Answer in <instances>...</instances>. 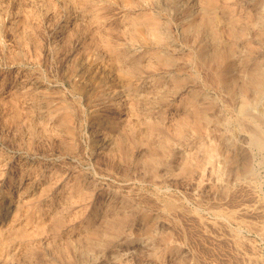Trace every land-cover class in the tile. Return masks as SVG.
Segmentation results:
<instances>
[{"label": "rangeland", "instance_id": "rangeland-1", "mask_svg": "<svg viewBox=\"0 0 264 264\" xmlns=\"http://www.w3.org/2000/svg\"><path fill=\"white\" fill-rule=\"evenodd\" d=\"M186 1L187 0H178V3L176 0H0V3L4 4H0V235H2L0 236V261H2L0 264H49L50 262H52L50 264H54L55 262H57V264H77L78 262L79 264H179L180 262L182 264H195L196 262V264H264V234L258 230H253L251 232V230L246 227V224L240 226L238 234H235L231 229V227L236 226V221L234 219L227 221L225 218L215 215L216 211L228 212L238 209L234 211V216H237L235 219L239 220L244 218L246 222L253 220L258 226L264 222V204L261 205V203H264V155L262 157V154L251 147L248 143L249 141L246 133L244 131L240 132L239 129H235V126L231 122L233 128L231 127L232 129H230L229 135L232 136L236 143L228 146L225 145L220 148L214 162H210L205 158L203 149L198 145L197 140L202 137L206 142L220 140L221 136L226 133V127L229 123L227 122L229 121L228 117L232 115L231 111L236 106L238 100L236 97L230 95L226 85L217 87L213 83L212 78L217 72V67L215 65H210L206 62L207 60L204 61L198 58L197 53L201 51V46L206 41L204 37L205 34H196L191 31H186L183 26L190 18V14L186 12V9H196L200 7L202 0ZM225 1L226 0H221L220 2L222 4ZM229 2L233 10L232 13L240 20L241 26L245 29V34L236 38L235 49L231 54L233 59H235L234 74L235 84L237 86L244 76L242 70H252L254 65L251 60L243 62L242 57L256 53L260 55L262 68H264V36H261L259 33L260 31H264V17L262 16L264 15V0H229ZM137 4L139 6H144L148 12H158L157 15L160 20H162V25L166 21L163 28L169 35L167 41L158 42L146 35L145 38L132 37L129 31H122L126 15L140 12L141 9L135 10L129 8V6L138 7ZM179 4L181 5L179 6ZM95 13L100 14L101 22L95 20ZM218 13L219 15L221 14L222 18H226L229 15V12L221 8L218 10ZM258 14L261 16H258ZM185 15L186 17H184ZM220 29L219 44L211 45L210 48L204 47L209 54L214 55V51H211L214 46H218L223 51L228 49V42L231 36L225 29V26L222 25ZM255 33H258L257 36ZM106 39L111 40L113 43L131 52H138V55L142 59L144 57V55L141 54L142 50L145 47L155 46L156 43L159 49L172 54L174 61L169 67H158V70L151 67L145 68L148 79L140 83L132 94L128 95L125 92V94H122L118 88H114L110 85L109 88L111 93L107 98L103 99L101 96H97V90L90 94L92 95L90 96L88 93L76 89L75 85L78 80L85 81L86 77L88 78L90 76L89 72L91 68L97 65L101 67H108L110 65V57L106 48ZM188 41H190V43ZM33 62L34 64H32ZM43 62L45 64H43ZM174 67H176V69ZM120 72L126 76L124 70L120 69L119 73ZM176 75L180 78L178 82L175 80ZM42 79L44 81H42ZM209 80L212 83H209ZM38 82L40 84H38ZM224 88L226 90H224ZM172 89L175 90L173 91ZM177 89L179 91H177ZM193 91L200 92L197 96L198 100H201L199 104L201 107L207 109L211 117L220 118L222 116L220 119L225 120V118H227V121L226 124L223 123L224 125L221 122H219L220 124L215 123L214 120L208 122L206 126L207 129L200 134L201 137H197L192 130L188 129V136L186 134L185 137L182 136V139H180L181 136L177 135L174 130L175 128L172 127H176L178 122L184 119L190 118L189 120H191L195 117L193 110L189 107L191 92ZM155 94H157V96H155ZM130 98L136 103V112H138V114H135V116L139 119L136 121L137 125L140 128H144L145 118L147 117L154 118L156 121L159 120L161 134L165 136L168 135L167 137L171 141L170 147L166 150L167 147L157 145V143L161 141V136H155L154 142L156 141L157 145L156 153L160 155L162 160H160V163L154 161L151 163L149 161L142 164L139 158L142 153L144 154L146 151L144 144H139L140 142L135 141L132 136H128L129 139L127 142L129 143L126 142L131 153L130 158L122 156V149H115L116 135L127 132L126 118L130 119L134 116L130 113L128 114L126 109L122 108L126 99ZM233 98L235 101L232 100ZM91 105L93 107H91ZM159 107L162 108L160 109ZM65 112L68 114L66 120L62 118ZM183 114L188 118L184 117ZM161 117H164V120H162ZM162 128L163 130H161ZM68 130H71V132L67 133ZM18 132H20V135ZM42 133L44 135H41ZM28 137L30 139H28ZM10 141H12V143ZM61 144L63 148L60 146ZM72 145H75L73 146L74 148ZM195 145L198 146L196 147ZM76 147L77 149H75ZM78 147L80 150H78ZM38 150L41 151L39 152ZM73 151L74 153H72ZM227 154L232 155L235 159L232 163L234 166L240 165L242 161L247 159L251 162H255L259 174L257 178L259 182L256 180L254 186L252 185L251 187V185H248V187L247 183H243L244 181L238 176L230 174V170L227 168ZM107 157H109V160ZM260 159H262V161ZM20 164L21 166H19ZM215 164L217 167H215ZM87 168L89 169L86 171ZM217 168L219 171H217ZM212 173L214 174L212 175ZM93 174L95 176H93ZM121 176L124 177L122 178ZM230 176L232 177L231 180ZM61 177H63L62 180ZM259 177H261V179ZM76 182H80L81 186H85L82 187L85 198L81 201L72 200L73 193L69 192ZM25 187H28L26 188L27 190H22ZM251 190L252 192H250ZM215 191L216 194L213 193ZM228 191L230 192L229 194ZM218 192L221 196L217 194ZM218 195L219 197H215ZM257 195H259L258 198ZM166 196L169 197L167 198ZM87 202L89 205H87ZM169 202L174 203L173 208H168L167 203ZM180 204L183 206H179ZM231 207L233 208L231 209ZM258 207L262 208L260 209ZM184 208L187 209L188 212L187 210L184 212ZM228 208H230V210ZM256 208L261 211H254ZM56 210L62 212L65 220L62 221L58 228L55 227V219L53 217V213ZM170 210H172L174 214ZM109 211H111L110 215L113 217L109 215ZM242 211L244 215H248L249 217L247 216V218H245L246 216L243 215ZM29 213H34V216L27 217L26 214ZM196 213L200 214L202 217ZM240 213H242V215ZM71 217L72 220L69 219ZM38 218H40V220ZM108 219H111L114 224L117 223L116 226L118 229L114 233H112L108 225L106 226L105 221ZM139 219L142 221H139ZM204 221L205 223H203ZM259 221L260 223H258ZM17 224L29 228H27L28 236L25 240H18L15 236L14 228ZM43 224L45 225L40 227ZM63 224H65V226ZM79 225L82 226V229L96 228L100 230L101 235L94 239L98 240L99 238V240L102 241V245L94 246L93 244V248L92 246L88 247L86 243L83 242L85 240H81L84 239V236H81V233L76 230ZM201 225L204 226L201 227ZM213 226H215L216 229H214L215 227L213 228ZM211 228L216 230V232L212 231ZM230 235L231 237H229ZM233 235H235V237ZM9 236H15L16 238ZM7 237L10 238V243L6 246V244H3V239ZM48 237L53 239H48ZM60 237L62 238L61 240ZM250 237L253 238L251 239ZM106 239L109 240V242ZM71 241L75 242V246L71 244ZM175 244H177V246ZM84 245L88 247V249L85 248ZM82 246L85 249L82 248ZM235 246H237V248ZM25 247L29 248V250ZM100 248L105 249L101 250ZM238 248H240V250ZM232 250L234 251L232 252ZM239 251H241V253ZM19 252L21 254H19ZM247 252L249 253L247 254ZM29 254H31V256ZM55 254L56 258L54 256ZM93 255L94 257H92ZM238 255L240 257H238ZM245 256H247L248 259ZM194 260H196V262Z\"/></svg>", "mask_w": 264, "mask_h": 264}, {"label": "bare ground", "instance_id": "bare-ground-1", "mask_svg": "<svg viewBox=\"0 0 264 264\" xmlns=\"http://www.w3.org/2000/svg\"><path fill=\"white\" fill-rule=\"evenodd\" d=\"M2 1V0H1ZM29 1V0H28ZM59 1V0H58ZM166 1V0H165ZM177 2H178V0H176ZM180 1V0H179ZM188 1V0H187ZM186 1V2H187ZM196 1V0H195ZM221 0H202V3H201V5H200V7H198V8H196V9H194V8H187L186 9V12H188L189 14H190V18H189V20L187 21V23L183 26L184 27V30H186V31H191V32H193V33H196V34H205V43L201 46V51L199 52V53H197V56H198V58H200L201 60H207L206 62H208L210 65H215L216 67H217V72L215 73V75H214V77L212 78L213 80V83L215 84V86H217V87H221V86H224V85H226L227 87H228V89H229V92H230V95L231 96H233V97H236L237 98V104L236 103H234V104H236V106L232 109V115L231 116H229L228 117V120L229 121H227V118H225V120H222V119H220V118H217V117H211L209 114H208V111H207V109L206 108H203V107H201L200 106V104H199V101H201V100H198V98H197V96L199 95V91H193V92H191V99H190V105H189V107H191V109L193 110V112H194V118L193 119H191V120H189L190 118H188V117H186L184 114V117H186V118H188V119H184V120H182V121H180V122H178V124H177V126L176 127H172V128H175L174 130H175V133L177 134V135H179V136H181V138L180 139H182V136H186V134H187V130L188 129H190V130H192L196 135H197V137L198 136H200V134L205 130V129H207V123L208 122H210V121H212V120H214V122L215 123H218V124H220L219 122H221L222 124L223 123H225L226 124V121L227 122H229L228 123V126L226 127V133H224L222 136H221V138H220V140L219 141H214V140H211L210 142H206L205 140H204V138L202 137L201 139H198L197 140V142H198V145L203 149V151H204V153H205V158L208 160V161H210V162H214L215 161V159H216V157H217V154H218V152L220 151V148H222L223 146H225V145H233L234 143H236V141L235 140H233V138H232V136L231 135H229V131H230V129H232L233 127V125L235 126V129H239L240 130V132L241 131H244L245 133H246V135H247V139H248V143L250 144V146L251 147H253L258 153H260V154H262V157H263V155H264V105H263V102H264V68H262V63H261V60H260V55H257L256 53L254 54H250V55H246V56H244V57H242V61L243 62H248L249 60H251L253 63H254V65H253V68H252V70H246L245 71V69L244 70H242V72H244V76H243V78H242V80H240L239 82V84H237V86H236V84H235V74H234V71H235V69H234V65H235V62H234V60L235 59H233V57H232V53H233V51H234V46H235V41H236V38L238 37V36H242V35H244L245 34V29H244V27L243 26H241V22H240V20L232 13V8H231V6H230V2H229V0H226L224 3H222L221 4V2H220ZM24 2V1H23ZM40 2V1H39ZM167 2H169V1H167ZM198 2V1H197ZM77 3V2H76ZM158 3V2H157ZM160 3V2H159ZM166 3V2H165ZM176 3V2H175ZM179 3V2H178ZM264 3V2H263ZM1 4V3H0ZM30 4V3H29ZM40 4V3H39ZM170 4V3H169ZM186 4V3H185ZM196 4V3H195ZM1 5H4V4H1ZM26 5V4H25ZM37 5V4H36ZM42 5V4H41ZM79 5V4H78ZM138 5V4H137ZM143 5V4H142ZM166 5V4H165ZM176 5V4H175ZM181 4H179V6H180ZM23 6V5H22ZM196 6V5H195ZM264 6V5H263ZM182 7V6H181ZM9 8V7H8ZM129 8H131V9H141L140 10V12L139 13H130V14H128V15H126V20H125V22H124V25L122 26V31H129L130 32V34H131V36L132 37H144L145 38V35L146 36H148V37H150V38H152V39H154L155 41H158V42H165V41H167L168 39H169V35H168V32H166L165 30H164V26L163 25H165V22H164V24L162 25V20H160V18L158 17V15H157V13L156 12H148L146 9H145V7L144 6H139L138 5V7H133V6H129ZM172 8H173V6H172ZM171 8V9H172ZM184 8H186V7H184ZM223 9L224 11H227V12H229V15H228V17H226V18H222L221 17V14L219 15V13H218V10L219 9ZM42 9V8H41ZM80 9V8H79ZM176 9V8H175ZM180 9V8H179ZM264 9V8H263ZM11 10V9H10ZM165 10V9H164ZM174 11H176V10H174ZM245 11V10H244ZM262 11V10H261ZM1 12V11H0ZM37 12V11H36ZM76 12V11H75ZM160 12H161V10H160ZM172 12V11H171ZM185 12V11H184ZM187 13V14H188ZM226 13V12H225ZM235 13V12H234ZM237 13H239V12H237ZM236 13V14H237ZM23 14V13H22ZM169 14H171V13H169ZM168 14V15H169ZM173 14H175V13H173ZM257 14V13H256ZM21 15V14H20ZM44 15V14H43ZM163 15V14H162ZM181 15V14H180ZM260 14H258V16H259ZM42 16V15H41ZM95 20L97 21V22H101V16H100V14H98V13H95ZM261 16V15H260ZM263 17H264V15H262ZM163 17V16H162ZM169 17H170V15H169ZM182 17V16H181ZM184 17H186V15L184 16ZM189 17V16H188ZM225 17V16H224ZM263 17H261V18H263ZM86 18V17H85ZM168 18V17H167ZM252 18V17H251ZM164 20V19H163ZM167 20V19H166ZM179 20H180V18H179ZM178 20V21H179ZM86 21H87V19H86ZM168 21H169V19H168ZM175 21V20H174ZM181 21V20H180ZM175 22H177V21H175ZM169 23V22H168ZM181 23H183V22H181ZM259 23V22H258ZM90 24V23H89ZM172 24H173V22H172ZM222 25L223 26H225V29L227 30V32L230 34V36H231V39H230V41L228 42L229 43V45H228V49L224 52L223 50H221L218 46H214V48H212L211 49V51H214V55H212V54H209L208 53V51H206L205 49H204V47H211V45H218L219 44V41H220V33H221V27H222ZM173 26V25H172ZM93 27V26H92ZM176 27V26H175ZM174 27V28H175ZM8 32H10V31H8ZM19 32V31H18ZM175 32H176V30H175ZM252 32V31H251ZM254 32V31H253ZM116 33V32H115ZM182 33V32H181ZM247 33H249V32H247ZM260 34H261V36H264V31H260L259 32ZM171 34V33H170ZM183 34V33H182ZM254 34V33H253ZM258 34V33H257ZM257 34L255 33V35L257 36ZM259 34V35H260ZM16 35V34H15ZM254 35V36H255ZM48 36V35H47ZM128 36V35H127ZM189 36H190V34H189ZM188 36V37H189ZM195 36V35H194ZM186 37V36H185ZM222 37V36H221ZM143 38V39H144ZM178 38V37H177ZM258 38V37H257ZM186 39V38H185ZM192 39V38H191ZM259 39V38H258ZM57 40V39H56ZM147 40V39H146ZM193 40V39H192ZM196 40V39H195ZM204 40V39H203ZM197 41V40H196ZM244 41V40H243ZM255 41V40H254ZM127 42V41H126ZM129 42V41H128ZM175 42H176V40H175ZM178 42H179V40H178ZM177 42V43H178ZM182 42V41H181ZM189 43H190V41H188ZM202 42V41H201ZM204 42V41H203ZM25 43V42H24ZM136 43V42H135ZM134 43V44H135ZM183 43V42H182ZM192 43H194V42H192ZM221 43V42H220ZM60 44V43H59ZM176 44V43H175ZM188 44V43H187ZM196 44H198V43H196ZM5 45V44H4ZM25 45V44H24ZM131 45V44H130ZM169 45H171V44H169ZM184 45H186V44H184ZM225 45V44H224ZM240 45V44H239ZM48 46H49V43H48ZM106 48H107V53L109 54V57H110V65L108 66V67H101V66H95V67H93V68H91L90 69V72H89V77L87 78L86 77V80L85 81H82V80H78L77 82H76V85H75V88L76 89H79V91L81 90V91H83V92H85V93H88L89 95L90 94H92L94 91H96L97 90V96H101V98H103V99H105V98H107L108 97V95L111 93L110 91V85L112 86V87H114V88H118V90L119 91H121L122 92V94H132V93H134V90L135 89H137L138 88V86L140 85V83H142V82H145L148 78V74H146V72H145V68H154V69H157L158 67H169L172 63H173V61H174V58H173V55L172 54H170L169 52H166V51H164V50H162V49H159L157 46H156V43H155V46H149V47H145L143 50H142V52H141V54H143L144 55V57H143V59L138 55V52H131L130 50H127L126 48H124V47H121V46H119V45H117V44H115V43H113L111 40H108V39H106ZM134 46V45H133ZM136 46V45H135ZM164 46V45H163ZM165 46H166V44H165ZM241 46V45H240ZM9 47V46H8ZM172 47H175V46H172ZM177 47V46H176ZM183 47V46H182ZM26 48V47H25ZM38 48V47H37ZM135 48V47H134ZM103 49V48H102ZM186 49V48H185ZM194 49V48H193ZM52 50V49H51ZM5 51V50H4ZM102 51V50H101ZM179 51V50H178ZM206 51V52H205ZM253 51V50H252ZM49 52H51V51H49ZM181 53V52H180ZM185 53V52H184ZM196 53V52H195ZM206 53V54H205ZM83 54V53H82ZM261 54V53H260ZM40 55V54H39ZM49 55V54H48ZM236 55V54H235ZM24 56V55H23ZM179 56V55H178ZM192 56V55H191ZM42 57V56H41ZM195 57V56H194ZM21 58H23V57H21ZM28 58V57H27ZM30 58V57H29ZM193 58V57H192ZM26 59V58H25ZM41 59V58H40ZM34 60V59H33ZM53 60V59H52ZM108 60V59H107ZM187 60V59H186ZM193 60V59H192ZM198 60V59H197ZM19 61H20V59H19ZM195 61V60H194ZM237 61V60H236ZM178 62V61H177ZM184 62V61H183ZM198 62H199V60H198ZM241 62V61H240ZM14 63V62H13ZM23 63V62H22ZM188 63H190V62H188ZM237 63V62H236ZM25 64V63H24ZM32 64H34V62L32 63ZM43 64H45L44 62H43ZM54 64V63H53ZM80 64V63H79ZM103 64V63H102ZM191 64V63H190ZM190 64H188V65H190ZM87 65V64H86ZM177 65V64H176ZM80 66V65H79ZM174 66V65H173ZM44 67V66H43ZM55 67H56V65H55ZM194 67H195V65H194ZM198 67V66H197ZM248 67V66H247ZM249 67H250V65H249ZM264 67V66H263ZM9 68V67H8ZM84 68V67H83ZM175 69H176V67H174ZM199 68V67H198ZM239 68V67H238ZM39 69V68H38ZM124 70L125 72H126V76H124L123 74H121V72L119 73V70ZM172 69V68H171ZM192 69V68H191ZM190 69V70H191ZM196 69V68H195ZM158 70V69H157ZM178 70V69H177ZM188 70V69H187ZM236 70H237V68H236ZM42 71V70H41ZM51 71V70H50ZM65 71V70H64ZM192 71V70H191ZM196 71V70H195ZM80 72V71H79ZM193 72V71H192ZM197 72H199V71H197ZM165 73V72H164ZM194 73H196V72H194ZM211 73V72H210ZM132 74H134V75H132ZM204 74H205V72H204ZM85 75V74H84ZM132 75V76H131ZM190 75V74H189ZM210 75H212V74H210ZM44 76V75H43ZM46 76V75H45ZM164 76V75H163ZM207 76H208V74H207ZM46 77H48V76H46ZM45 77V78H46ZM60 77V76H59ZM68 77V76H67ZM176 78H175V80L178 82V81H180L179 79V76L178 75H176L175 76ZM188 77V76H187ZM193 77V76H192ZM200 77V76H199ZM205 77V76H204ZM211 77V76H210ZM50 78V77H49ZM57 78V77H56ZM65 78H66V76H65ZM207 78H209V77H207ZM61 79V78H60ZM206 79V78H205ZM49 80V79H48ZM48 80H47V82H48ZM50 80H51V78H50ZM56 80V79H55ZM54 80V81H55ZM194 80V79H193ZM42 81H44L43 79H42ZM42 81H39V82H42ZM191 81V80H190ZM199 81V80H198ZM200 81H201V79H200ZM38 82V84H40ZM62 82V81H61ZM192 82V81H191ZM211 81L209 80V83H210ZM238 82V81H237ZM55 83V82H54ZM174 83V82H173ZM212 83V82H211ZM56 84V83H55ZM63 84V83H62ZM171 84H172V82H171ZM45 85V84H44ZM175 85V84H174ZM187 85V84H186ZM193 85V84H192ZM205 85V84H204ZM208 85V84H207ZM210 85V84H209ZM208 85V86H209ZM5 86V85H4ZM8 86V85H7ZM161 86V85H160ZM211 86V85H210ZM225 86V87H226ZM47 87V86H46ZM60 87V86H59ZM182 87V86H181ZM187 87H189V86H187ZM192 87V86H191ZM203 87V86H202ZM212 87H213V85H212ZM43 88V87H42ZM55 88H57V87H55ZM72 88V87H71ZM153 88V87H152ZM158 88V87H157ZM172 88V87H171ZM206 88H207V86H206ZM209 88V87H208ZM58 89V88H57ZM187 89V88H186ZM193 89V88H192ZM42 90V89H41ZM65 90H67V89H65ZM72 90V89H71ZM112 90H114V89H112ZM166 90V89H165ZM173 90V89H172ZM175 90V89H174ZM173 90V91H174ZM213 90V89H212ZM222 90V89H221ZM224 90H226L225 88H224ZM8 91V90H7ZM78 91V92H79ZM177 91H179L178 89H177ZM188 91V90H187ZM201 91V90H200ZM214 91V90H213ZM77 92V93H78ZM125 92V93H124ZM166 92V91H165ZM220 92V91H219ZM224 92V91H223ZM144 93V92H143ZM189 93V92H188ZM206 93V92H205ZM225 93V92H224ZM223 93V94H224ZM41 94V93H40ZM40 94H38V95H40ZM75 94H76V92H75ZM177 94V93H176ZM203 94V93H202ZM211 94V93H210ZM215 94V93H214ZM213 94V95H214ZM220 94V93H219ZM222 94V93H221ZM87 95V94H86ZM95 95V94H94ZM127 95V96H128ZM149 95V94H148ZM185 95V94H184ZM225 95V94H224ZM223 95V96H224ZM63 96V95H62ZM90 96H92V95H90ZM116 96V95H115ZM117 96H118V94H117ZM127 96H125V97H127ZM155 96H157V94H155ZM159 96V95H158ZM171 96V95H170ZM187 96H189V95H187ZM6 97H7V95H6ZM59 97V96H58ZM121 97H122V95H121ZM120 97V98H121ZM168 97V96H167ZM177 97V96H176ZM225 97V96H224ZM223 97V98H224ZM226 97H227V95H226ZM229 97V96H228ZM33 98V97H32ZM64 98V97H63ZM70 98H72V97H70ZM86 98V97H85ZM84 98V99H85ZM117 98V97H116ZM149 98H151V97H149ZM159 98H163V97H159ZM165 98V97H164ZM216 98V97H215ZM221 98V97H220ZM89 99V98H88ZM100 99V98H99ZM166 99V98H165ZM172 99V98H171ZM200 99V98H199ZM225 99V98H224ZM120 100V99H119ZM161 100V99H160ZM167 100V99H166ZM170 100V99H169ZM189 100V99H188ZM232 100H234V98L232 99ZM79 101V100H78ZM88 101V100H87ZM95 101V100H94ZM105 101V100H104ZM163 101H164V99H163ZM224 101V100H223ZM235 101V100H234ZM54 102V101H53ZM112 102V101H111ZM165 102V101H164ZM205 102V101H204ZM221 102H222V100H221ZM230 102V101H229ZM228 102V104L230 105V103ZM233 102V101H232ZM78 103V102H77ZM82 103V102H81ZM122 103H124V102H122ZM155 103V102H154ZM163 103V102H162ZM227 103V102H226ZM72 104V103H71ZM150 104V103H149ZM157 104V103H156ZM5 105V104H4ZM8 105H9V103H8ZM119 105V104H118ZM152 105H154V104H152ZM159 105V104H158ZM157 105V106H158ZM170 105V104H169ZM5 106H7V105H5ZM44 106H45V104H44ZM77 106H79V105H77ZM97 106V105H96ZM142 106V105H141ZM146 106V105H145ZM155 106V105H154ZM153 106V107H154ZM163 106V105H162ZM83 107V106H82ZM91 107H93L92 105H91ZM152 107V108H153ZM169 107V106H168ZM179 107V106H178ZM222 107V106H221ZM229 107H231V106H229ZM78 108V107H77ZM122 108L123 109H126V112L129 114H132V115H134V116H132V118H130V119H128V118H126L127 119V122H126V125H127V132L126 133H122V134H118V135H116V138H115V143H116V146H115V149H122V151H121V153H122V156H124V157H126V158H130L131 157V153H130V150H129V146H127V143H129V142H127V140L129 139L128 138V136H132L133 138H134V140L135 141H137V142H140L139 144H144V147H145V152H144V154L142 153V155L140 156V158H139V161L142 163V164H144V163H147V162H151L152 163V161H154V162H159L160 163V160H161V158H160V155L159 154H157L156 153V147H157V145H159V146H163V147H167V149L166 150H168V147H170V143H171V141H170V139L167 137V136H165V135H163V134H161V131H160V124H159V120L158 121H156V120H154V118H151V117H147V118H145V127L144 128H140L138 125H137V122L136 121H138L139 119L138 118H136L137 116H135V114H138V112H136V110H137V107H136V103H134L133 102V100L130 98V99H126V102L123 104V106H122ZM160 108V107H159ZM162 108V107H161ZM160 108V109H161ZM174 108V107H173ZM219 108V107H218ZM167 109V108H166ZM189 109V108H188ZM72 110H75V109H72ZM80 110V109H79ZM84 110V109H83ZM163 110V109H162ZM175 110V109H174ZM173 110V111H174ZM226 110V109H225ZM85 111V110H84ZM166 111V110H165ZM167 111H168V109H167ZM173 111H172V114H173ZM191 111V110H190ZM216 111V110H215ZM214 111V112H215ZM230 111V110H229ZM41 112V111H40ZM217 112V111H216ZM222 112H224V111H222ZM44 113V112H43ZM103 113V112H102ZM121 113V112H120ZM161 113V112H160ZM166 113V112H165ZM183 113V112H182ZM32 114V113H31ZM41 114V113H40ZM73 114V113H72ZM82 114V113H81ZM119 114V113H118ZM178 114V113H177ZM25 115V114H24ZM84 115V114H83ZM127 115V114H126ZM171 115V114H170ZM182 115V116H183ZM230 115V114H229ZM23 116V115H22ZM21 116V117H22ZM77 116V115H76ZM82 116V115H81ZM146 116V115H145ZM173 116V115H172ZM98 117V116H97ZM160 117V116H159ZM167 117V116H166ZM175 117V116H174ZM174 117H173V119H174ZM183 117V118H184ZM189 117H192V116H189ZM224 117V116H223ZM226 117V116H225ZM31 118V117H30ZM64 120H66L67 118H68V114H67V112H65V113H63V117H62ZM156 118V117H155ZM162 118V117H161ZM164 118V117H163ZM162 118V120H164ZM175 118H177V117H175ZM86 119V118H85ZM123 119H125V118H123ZM160 119V118H159ZM78 120V119H77ZM142 120V119H141ZM162 120H160V121H162ZM170 120V119H169ZM176 120V119H175ZM175 120H174V122H175ZM87 121V120H86ZM101 121V120H100ZM173 121V120H172ZM178 121V120H177ZM35 122V121H34ZM73 122V121H72ZM71 122V123H72ZM81 122V121H80ZM104 122H106V121H104ZM142 122V121H141ZM167 122H170V121H167ZM166 122V123H167ZM233 123V125L231 124V123ZM53 123V122H52ZM28 124V123H27ZM54 124V123H53ZM82 124V123H81ZM81 124H79V125H81ZM96 124V123H95ZM140 124V123H139ZM171 124V123H170ZM176 124V123H175ZM36 125V124H35ZM125 125V124H124ZM174 125V124H173ZM224 125V124H223ZM9 126V125H8ZM41 126V125H40ZM91 126V125H90ZM98 126V125H97ZM111 126V125H110ZM175 126V125H174ZM212 126V125H211ZM64 127V126H63ZM80 127V126H79ZM84 127V126H83ZM89 127V126H88ZM121 127V126H120ZM232 127V128H231ZM7 128V127H6ZM13 128V127H12ZM96 128V127H95ZM108 128V127H107ZM111 128V127H110ZM167 128V127H166ZM37 129V128H36ZM39 129V128H38ZM53 129V128H52ZM63 129H65V128H63ZM78 129V128H77ZM85 129V128H84ZM94 129V128H93ZM225 129V128H224ZM224 129H223V131H224ZM54 130V129H53ZM161 130H163V128L161 129ZM5 131V130H4ZM22 131V130H21ZM24 131H26V130H24ZM42 131V130H41ZM40 131V132H41ZM65 131V130H64ZM77 131H79V130H77ZM76 131V132H77ZM93 131V130H92ZM169 131V130H168ZM235 131V130H234ZM12 132V131H11ZM37 132V131H36ZM68 132H71V130H68L67 131V133ZM170 132H171V130H170ZM19 133V135H20V132H18ZM18 133H17V135H18ZM53 133V132H52ZM80 133V132H79ZM83 133V132H82ZM96 133V132H95ZM119 133V132H118ZM223 133V132H222ZM13 134V133H12ZM165 134V133H164ZM205 134V133H204ZM29 135V134H28ZM37 135V134H36ZM41 135H44L43 133L41 134ZM83 135V134H82ZM104 135V134H103ZM158 136L159 137V135L161 136V141H159L158 143H157V145H156V141L154 142V138H155V136ZM217 135V134H216ZM115 136V135H114ZM176 136V135H175ZM187 136H188V134H187ZM215 136V135H214ZM13 137V136H12ZM17 137V136H16ZM77 137H79V136H77ZM108 137V136H107ZM158 137H156V138H158ZM201 137V136H200ZM19 138V137H18ZM101 138V137H100ZM111 138V137H110ZM217 138V137H216ZM28 139H30L29 137H28ZM28 139H27V141H28ZM58 139V138H57ZM62 139V138H61ZM89 139V138H88ZM103 139H104V137H103ZM132 139V138H131ZM172 139V138H171ZM55 140V139H54ZM58 141H59V139H58ZM57 141V142H58ZM65 141H67V140H65ZM105 141V140H104ZM130 141V140H129ZM158 141V140H157ZM181 141H183V140H181ZM11 143H12V141H10ZM61 142V141H60ZM59 142V143H60ZM64 142V141H63ZM94 142V141H93ZM102 142H103V140H102ZM127 142V143H126ZM10 143V144H11ZM29 143H30V141H29ZM68 143V142H67ZM78 143V142H77ZM83 143V142H82ZM100 143V142H99ZM184 143V142H183ZM237 143H238V141H237ZM247 143V144H248ZM14 144V143H13ZM86 144V143H85ZM242 144V143H241ZM29 145V144H28ZM129 145V144H128ZM197 145V146H198ZM61 147H62V144L60 145ZM64 146V145H63ZM73 146H75V145H72V147ZM196 146V145H195ZM196 146V147H197ZM239 146V145H238ZM11 147V146H10ZM23 147H25V146H23ZM60 147V148H61ZM70 147V146H69ZM68 147V148H69ZM246 147V146H245ZM250 147V148H251ZM40 148H41V146H40ZM63 148V147H62ZM74 148V147H73ZM79 148V147H78ZM83 148V147H82ZM88 148V147H87ZM86 148V149H87ZM185 148V147H184ZM200 148V149H201ZM228 148H230V147H228ZM227 148V149H228ZM10 149V148H9ZM75 149H77V147L75 148ZM158 149V148H157ZM180 149V148H179ZM234 149V148H233ZM247 149V148H246ZM13 150V149H12ZM23 150V149H22ZM78 150H80V148L78 149ZM77 150V151H78ZM91 150V149H90ZM171 150V149H170ZM175 150V149H174ZM184 150V149H183ZM39 151V150H38ZM41 151V150H40ZM39 151V152H40ZM67 151V150H66ZM83 151V150H82ZM108 151V150H107ZM120 151V150H119ZM165 151V150H164ZM176 151V150H175ZM174 151V152H175ZM181 151V150H180ZM230 151H232V150H230ZM233 151H235V150H233ZM24 152V151H23ZM79 152V151H78ZM132 152V151H131ZM139 152H141V151H139ZM178 152V151H177ZM182 152V151H181ZM10 153V152H9ZM18 153V152H17ZM72 153H74V151L72 152ZM76 153V152H75ZM85 153V152H84ZM135 153V152H134ZM136 153H138V152H136ZM176 153V152H175ZM183 153V152H182ZM33 154V153H32ZM37 154V153H36ZM42 154V153H41ZM46 154V153H45ZM139 154V153H138ZM178 154V153H177ZM194 154V153H193ZM233 154H234V152H233ZM239 154H242V153H239ZM238 154V155H239ZM250 154V153H249ZM19 155V154H18ZM48 155V154H47ZM46 155V156H47ZM75 155V154H74ZM108 155V154H107ZM180 155V154H179ZM243 155V154H242ZM256 155V154H255ZM1 156V155H0ZM82 156V155H81ZM183 156V155H182ZM39 157V156H38ZM53 157V156H52ZM163 157H165V156H163ZM192 157V156H191ZM27 158V157H26ZM45 158V157H44ZM86 158V157H85ZM109 157H107V159H108ZM160 158V159H159ZM184 158V157H183ZM76 159V158H75ZM136 159V158H135ZM167 159V158H166ZM181 159V158H180ZM17 160V159H16ZM24 160V159H23ZM35 160V159H34ZM86 160V159H85ZM109 160V159H108ZM165 160V159H164ZM223 160V159H222ZM226 160H227V162H228V169L230 170V174H235L236 176H238L241 180H243L244 182L243 183H247V186L248 185H251V187H252V185L254 186L255 184V182H256V180H257V178H258V171H257V169H256V163L255 162H251L249 159H247V160H244V161H242V163L240 164V165H236V166H234V165H232V163L234 162V158H233V156L232 155H230V154H227L226 155ZM258 160V159H257ZM256 160V161H257ZM261 161H262V159H260ZM25 161V160H24ZM30 161V160H29ZM47 161V160H46ZM119 161V160H118ZM125 161H127V160H125ZM134 161V160H133ZM162 161V160H161ZM180 161V160H179ZM193 161V160H192ZM27 162V161H26ZM115 162V161H114ZM113 162V163H114ZM129 162V161H128ZM241 162V161H240ZM259 162V161H258ZM1 163V162H0ZM111 163V162H110ZM136 163V162H135ZM180 163V162H179ZM194 163V162H193ZM8 164H10V163H8ZM141 164V165H142ZM157 164V163H156ZM217 164V163H216ZM215 164V165H216ZM31 165V164H30ZM82 165V164H81ZM89 165V164H88ZM119 165V164H118ZM126 165V164H125ZM130 165V164H129ZM141 165H139V166H141ZM184 165V164H183ZM260 165V164H259ZM18 166V165H17ZM19 166H21V164L19 165ZM132 166V165H131ZM130 166V167H131ZM143 166V165H142ZM176 166V165H175ZM90 167V166H89ZM112 167V166H111ZM119 167H121V166H119ZM155 167V166H154ZM177 167V166H176ZM188 167V166H187ZM215 167H217V165L215 166ZM58 168V167H57ZM93 168V167H92ZM122 168V167H121ZM134 168V167H133ZM132 168V169H133ZM153 168V167H152ZM214 168V167H213ZM1 169V168H0ZM20 169V168H19ZM89 168H87L86 169V171L88 170ZM91 169V168H90ZM117 169H118V167H117ZM155 169V168H154ZM166 169V168H165ZM182 169V168H181ZM210 169H212V168H210ZM209 169V170H210ZM26 170V169H25ZM36 170V169H35ZM65 170H67V169H65ZM85 170V169H84ZM84 170H83V172H84ZM184 170V169H183ZM186 170V169H185ZM10 171V170H9ZM31 171V170H30ZM90 171V170H89ZM92 171V170H91ZM94 171V170H93ZM161 171V170H160ZM200 171V170H199ZM217 171H219L218 170V168H217ZM44 172V171H43ZM60 172V171H59ZM135 172V171H134ZM164 172V171H163ZM170 172H172V171H170ZM195 172H196V170H195ZM198 172V171H197ZM201 172V171H200ZM208 172V171H207ZM259 172H260V170H259ZM4 173V172H3ZM16 173V172H15ZM23 173V172H22ZM25 173V172H24ZM39 173V172H38ZM56 173V172H55ZM54 173V174H55ZM61 173V172H60ZM184 173V172H183ZM209 173V172H208ZM218 173V172H217ZM227 173V172H226ZM225 173V174H226ZM21 174V173H20ZM50 174V173H49ZM64 174V173H63ZM66 174V173H65ZM174 174V173H173ZM181 174V173H180ZM211 174V173H210ZM214 173H212V175H213ZM220 174V173H219ZM229 174V173H228ZM261 174V173H260ZM30 175V174H29ZM46 175V174H45ZM58 175V174H57ZM61 175V174H60ZM167 175V174H166ZM196 175H197V173H196ZM202 175V174H201ZM204 175V174H203ZM206 175V174H205ZM211 175V176H212ZM216 175V174H215ZM50 176V175H49ZM62 176H64V175H62ZM89 176V175H88ZM93 176H95L94 174H93ZM134 176V175H133ZM220 176V175H219ZM22 177V176H21ZM41 177V176H40ZM39 177V178H40ZM50 177H52V176H50ZM97 177V176H96ZM122 177V176H121ZM124 177V176H123ZM122 177V178H123ZM199 177V176H198ZM202 177H204V176H202ZM231 177V176H230ZM229 177V178H230ZM234 177V176H233ZM18 178V177H17ZM23 178V177H22ZM56 178V177H55ZM62 178L63 177H61V180H62ZM133 178V177H132ZM173 178V177H172ZM214 178H215V176H214ZM226 178V177H225ZM260 179H261V177H259ZM5 179V178H4ZM14 179V178H13ZM12 179V180H13ZM36 179V178H35ZM34 179V180H35ZM92 179V178H91ZM100 179V178H99ZM232 179V177L230 178V180ZM31 180V179H30ZM37 180H38V178H37ZM59 180V179H58ZM68 180H70V179H68ZM158 180V179H157ZM215 180V179H214ZM224 180H226V179H224ZM26 181V180H25ZM51 181V180H50ZM64 181V180H63ZM159 181V180H158ZM212 181H213V179H212ZM216 181V180H215ZM220 181V180H219ZM222 181V180H221ZM258 181V180H257ZM68 182V181H67ZM84 182V181H83ZM86 182V181H85ZM127 182V181H126ZM129 182V181H128ZM201 182V181H200ZM218 182V181H217ZM225 182V181H224ZM239 182V181H238ZM259 182V181H258ZM23 183V182H22ZM52 183V182H51ZM58 183V182H57ZM221 183V182H220ZM230 183V182H229ZM20 184V183H19ZM35 184V183H34ZM139 184V183H138ZM143 184V183H142ZM234 184H236V183H234ZM234 184H232V185H234ZM241 184V183H240ZM264 184V183H263ZM43 185V184H42ZM56 185V184H55ZM65 185H66V183H65ZM68 185V184H67ZM245 185V184H244ZM61 186V185H60ZM88 186V185H87ZM223 186V185H222ZM240 186V185H239ZM260 186H261V184H260ZM64 187V186H63ZM82 187H85L84 185L83 186H81V183L80 182H76V184L73 186V188L71 189V191H69L70 193H73V198H72V200L74 199V200H77V201H81V200H83L84 198H85V193H84V190H83V188ZM142 187V186H141ZM158 187V186H157ZM249 187V186H248ZM6 188V187H5ZM26 188H28V187H25L24 189H22V190H27ZM31 188V187H30ZM89 188V187H88ZM116 188V187H115ZM118 188V187H117ZM18 189V188H17ZM61 189V188H60ZM63 189V188H62ZM89 189H92V188H89ZM95 189H97V188H95ZM94 189V190H95ZM112 189H114V188H112ZM219 189H221V188H219ZM241 189V188H240ZM262 189V188H261ZM158 190V189H157ZM227 190H229V189H227ZM63 191V190H62ZM65 191V190H64ZM117 191V190H116ZM230 191V190H229ZM228 191V194L230 193ZM23 192V191H22ZM86 192V191H85ZM118 192V191H117ZM151 192V191H150ZM232 192V191H231ZM245 192V191H244ZM248 192V191H247ZM246 192V193H247ZM250 192H252V190L250 191ZM4 193V192H3ZM24 193V192H23ZM53 193V192H52ZM107 193V192H106ZM157 193V192H156ZM213 193H215L216 194V191L215 192H213ZM238 193V192H237ZM245 193V194H246ZM34 194V193H33ZM40 194V193H39ZM42 194H43V191H42ZM44 194H45V192H44ZM62 194V193H61ZM66 194V193H65ZM101 194V193H100ZM99 194V195H100ZM124 194V193H123ZM127 194V193H126ZM217 194H219V192L217 193ZM47 195V194H46ZM98 195V194H97ZM220 196H221V194H219ZM219 195L218 196H215V197H219ZM231 195V194H230ZM239 195V194H238ZM261 195V194H260ZM20 196V195H19ZM18 196V197H19ZM32 196V195H31ZM61 196V195H60ZM71 196H72V194H71ZM95 196V195H94ZM169 196H172V195H169ZM169 196H166L167 198L169 197ZM214 196V195H213ZM241 196H242V194H241ZM258 196L259 195H257V198H258ZM8 197V196H7ZM14 197V196H13ZM36 197V196H35ZM55 197H56V195H55ZM70 197V196H69ZM89 197V196H88ZM97 197V196H96ZM118 197V196H117ZM235 197V196H234ZM1 198H3V197H1ZM31 198V197H30ZM100 198V197H99ZM225 198H227V197H225ZM229 198V197H228ZM237 198V197H236ZM242 198V197H241ZM249 198V197H248ZM256 198V197H255ZM24 199V198H23ZM54 199V198H53ZM63 199H64V196H63ZM115 199V198H114ZM216 199V198H215ZM221 199V198H220ZM234 199V198H233ZM260 199V198H259ZM258 199V200H259ZM1 200H3V199H1ZM71 200V201H72ZM94 200V199H93ZM133 200V199H132ZM174 200V199H173ZM212 200V199H211ZM218 200V199H217ZM223 200V199H222ZM248 200V199H247ZM257 200V199H256ZM22 201V200H21ZM55 201V200H54ZM176 201V200H175ZM178 201H180V200H178ZM226 201V200H225ZM245 201V200H244ZM249 201V200H248ZM261 201V200H260ZM23 202H25V201H23ZM58 202V201H57ZM90 202V201H89ZM211 202V201H210ZM238 202V201H237ZM6 203V202H5ZM69 203V202H68ZM132 203V202H131ZM130 203V204H131ZM135 203V202H134ZM154 203V202H153ZM159 203V202H158ZM208 203V202H207ZM214 203V202H213ZM217 203V202H216ZM225 203V202H224ZM227 203V202H226ZM232 203V202H231ZM230 203V204H231ZM50 204V203H49ZM48 204V205H49ZM81 204V203H80ZM99 204V203H98ZM157 204V203H156ZM178 204V203H177ZM201 204V203H200ZM209 204V203H208ZM215 204V203H214ZM223 204V203H222ZM229 204V205H230ZM249 204V203H248ZM256 204V203H255ZM262 204H264V203H261V205ZM24 205V204H23ZM25 205H27V204H25ZM32 205V204H31ZM34 205V204H33ZM47 205V204H46ZM62 205V204H61ZM66 205V204H65ZM79 205V204H78ZM87 205H89L88 204V202H87ZM100 205V204H99ZM106 205V204H105ZM153 205V204H152ZM167 205H168V208H173L174 207V203H172V202H169V203H167ZM167 205H165V206H167ZM182 204H180L179 206H181ZM204 205V204H203ZM221 205V204H220ZM16 206V205H15ZM35 206V205H34ZM44 206V205H43ZM113 206V205H112ZM123 206V205H122ZM161 206V205H160ZM176 206V205H175ZM183 206V205H182ZM184 206H186V205H184ZM253 206V205H252ZM259 206V205H258ZM19 207V206H18ZM31 207V206H30ZM37 207V206H36ZM46 207V206H45ZM59 207V206H58ZM70 207H72V206H70ZM118 207V206H117ZM126 207V206H125ZM130 207V206H129ZM129 207H127V208H129ZM149 207H150V205H149ZM187 207V206H186ZM10 208V207H9ZM83 208V207H82ZM152 208V207H151ZM166 208V207H165ZM177 208H180V207H177ZM196 208V207H195ZM215 208V207H214ZM219 208V207H218ZM233 207H231V209H232ZM254 208V207H253ZM258 208H262V207H258ZM25 209V208H24ZM74 209H76V208H74ZM175 209V208H174ZM174 209H172V210H174ZM181 209V208H180ZM189 209V208H188ZM194 209V208H193ZM213 209V208H212ZM229 210H230V208H228ZM263 209H264V207H263ZM62 210V209H61ZM80 210H81V208H80ZM172 210H170L172 213H173V211ZM185 210H187V209H185L184 208V212H185ZM197 210V209H196ZM195 210V211H196ZM205 210H207V209H205ZM215 210V209H214ZM213 210V211H214ZM235 210H238V209H235ZM235 210H233V211H228V212H220V211H216L215 212V215L217 216V217H223V218H225L227 221H231V220H235L236 221V226H234V227H231V226H229V227H231V229H232V232H234L235 234H238V231H239V227L240 226H243L244 224H246V227L247 228H249L250 230H251V232L253 231V230H258V231H260L262 234H264V222L261 224V225H259L258 226V224H256L255 222H253V220L252 221H249V222H246V220L244 219V218H242V219H235V217H237V216H234V211ZM243 210V209H242ZM253 210V209H252ZM257 210V208L254 210V211H256ZM39 211V210H38ZM163 211V210H162ZM168 211V210H167ZM167 211H164V212H167ZM194 211V212H195ZM203 211V210H202ZM209 211V210H208ZM249 211V210H248ZM257 211H261V210H257ZM12 212H13V210H12ZM40 212V211H39ZM104 212V211H103ZM106 212V211H105ZM111 211H109V215L111 214L110 213ZM175 212V211H174ZM182 212H183V210H182ZM187 212H188V210H187ZM189 212H191V211H189ZM196 212H198V211H196ZM243 212V211H242ZM245 212H247V211H245ZM264 212V211H263ZM79 213V212H78ZM78 213H77V215H78ZM167 213H169V212H167ZM205 213V212H204ZM252 213V212H251ZM255 213V212H254ZM74 214V213H73ZM108 214V213H107ZM116 214V213H115ZM124 214V213H123ZM157 214V213H156ZM165 214V213H164ZM174 214V213H173ZM173 214H171V215H173ZM196 214H198V213H196ZM201 214H203V213H201ZM212 214V213H211ZM214 214V213H213ZM241 215H242V213H240ZM249 214V213H248ZM263 214V213H262ZM23 215V214H22ZM27 215V217H33L34 216V213H29V214H26ZM39 215V214H38ZM52 215V214H51ZM64 215H66V214H64ZM155 215V214H154ZM177 215V214H176ZM198 215H200V214H198ZM197 215V216H198ZM236 215V214H235ZM243 215H244V212H243ZM250 215H252V214H250ZM6 216V215H5ZM50 216V215H49ZM110 216H112V215H110ZM116 216V215H115ZM139 216V215H138ZM144 216V215H143ZM159 216V215H158ZM175 216V215H174ZM173 216V217H174ZM194 216V215H193ZM201 216V215H200ZM244 216H246V215H244ZM248 216V215H247ZM247 216L245 217V218H247ZM1 217V216H0ZM24 217V216H23ZM53 217H54V219H55V227L56 228H58L59 226H60V224L62 223V221L64 220V216H63V214H62V212H60L59 210H56L54 213H53ZM113 217V216H112ZM111 217V218H112ZM125 217V216H124ZM176 217V216H175ZM202 217V216H201ZM214 217V216H213ZM243 217V216H242ZM249 217V216H248ZM252 217H254L253 215H252ZM14 218V217H13ZM67 218V217H66ZM116 218V217H115ZM139 218V217H138ZM152 218H153V216H152ZM154 218H156V217H154ZM162 218H164V217H162ZM178 218V217H177ZM263 218V217H262ZM3 219V218H2ZM20 219V218H19ZM19 219H17V220H19ZM23 219V218H22ZM39 220H40V218H38ZM38 219H36V220H38ZM48 219V218H47ZM68 219V218H67ZM66 219V220H67ZM69 219H71L72 220V217L71 218H69ZM105 219H107V218H105ZM208 219V218H207ZM215 219V218H214ZM219 219V218H218ZM253 219H255V218H253ZM141 219H139V221H140ZM174 220V219H173ZM201 220H202V218H201ZM201 220H200V222H201ZM217 220V219H216ZM220 220V219H219ZM259 220V219H258ZM257 220V221H258ZM23 221H25V220H23ZM22 221V222H23ZM65 221V220H64ZM77 221V220H76ZM142 221V220H141ZM153 221V220H152ZM13 222V221H12ZM42 222V221H41ZM74 222V221H73ZM106 222V226L108 225L109 227H110V229H111V231H112V233H114L117 229H118V227L116 226V224H114V222L111 220V219H108V220H106L105 221ZM120 222V221H119ZM149 222H150V219H149ZM174 222V221H173ZM178 222V221H177ZM219 222V221H218ZM226 222V221H225ZM8 223V222H7ZM11 223V222H10ZM65 223V222H64ZM152 223V222H151ZM160 223V222H159ZM203 223H205V221L203 222ZM208 223V222H207ZM258 223H260V221L258 222ZM70 224H72V223H70ZM96 224V223H95ZM103 224H104V222H103ZM143 224V223H142ZM141 224V225H142ZM149 224V223H148ZM174 224H176V223H174ZM202 224V223H201ZM220 224V223H219ZM5 225H6V223H5ZM4 225V226H5ZM26 225V224H25ZM45 224H43L42 226H40V227H43ZM48 225V224H47ZM64 226H65V224H63ZM73 225V224H72ZM209 225V224H208ZM211 225V224H210ZM216 225H218V224H216ZM229 225H231V224H229ZM95 226V225H94ZM139 226V225H138ZM202 226H204V225H201V227ZM222 226V225H221ZM31 227V226H30ZM49 227V226H48ZM209 227H211V226H209ZM215 226H213V228H214ZM226 227V226H225ZM1 228V227H0ZM12 228H13V226H12ZM27 228L28 227H24L23 225H18L17 224V226H15V228H14V234H15V236L18 238V240L20 239V240H25L26 239V237L28 236V231H27ZM45 228V227H44ZM63 228V227H62ZM157 228V227H156ZM8 229V228H7ZM10 229V228H9ZM29 229V228H28ZM47 229V228H46ZM100 229V228H99ZM159 229V228H158ZM202 229V228H201ZM204 229V228H203ZM212 229V228H211ZM214 229H216V227L214 228ZM219 229V228H218ZM222 229V228H221ZM229 229V228H228ZM241 229V228H240ZM243 229V228H242ZM4 230V229H3ZM62 230H64V229H62ZM61 230V231H62ZM76 230H78V232H80L81 233V236H84V239H81V240H85V241H83V242H85L86 243V245L88 246V247H90V246H92L93 244H94V246L95 245H102V241H100L99 240V238H98V240H95L94 238L95 237H98V236H100L101 235V231L100 230H98V229H92V228H86V229H82V226H78L77 228H76ZM137 230V229H136ZM160 230V229H159ZM153 231V230H152ZM212 231H215L216 232V230H213L212 229ZM3 232V231H2ZM5 232V231H4ZM3 232V233H4ZM41 232V231H40ZM46 232V231H45ZM50 232V231H49ZM48 232V233H49ZM53 232V231H52ZM70 232V231H69ZM227 232V231H226ZM230 232V231H229ZM242 232V231H241ZM250 232V231H249ZM6 233V232H5ZM59 233V232H58ZM109 233V232H108ZM107 233V234H108ZM111 233V234H112ZM211 233H213V232H211ZM220 233V232H219ZM223 233V232H222ZM240 233V232H239ZM244 233V232H243ZM247 233V232H246ZM256 233V232H255ZM261 233H259V234H261ZM12 234V233H11ZM33 234V233H32ZM131 234V233H130ZM143 234H145V233H143ZM229 234V233H228ZM31 235V234H30ZM29 235V236H30ZM34 235H36V234H34ZM42 235V234H41ZM66 235V234H65ZM79 235V234H78ZM148 235V234H147ZM153 235V234H152ZM221 235V234H220ZM243 235V234H242ZM246 235V234H245ZM0 236H2V235H0ZM14 236V237H15ZM43 236V235H42ZM67 236V235H66ZM80 236V237H81ZM219 236V235H218ZM228 236V235H227ZM226 236V237H227ZM234 237H235V235H233ZM248 236V235H247ZM260 236V235H259ZM9 237H13V236H9ZM9 237H7V238H5V239H3L4 241H3V244H6V246L7 245H9ZM13 237V238H14ZM15 237V238H16ZM68 237H70V236H68ZM75 237V236H74ZM143 237H144V235H143ZM225 237V236H224ZM229 237H231V235L229 236ZM38 238V237H37ZM44 238V237H43ZM64 238V237H63ZM83 238V237H82ZM101 238V237H100ZM106 238V237H105ZM104 238V239H105ZM108 238H110V237H108ZM118 238H120V237H118ZM145 238V237H144ZM147 238V237H146ZM154 238V237H153ZM222 238V237H221ZM251 238V237H250ZM253 238V237H252ZM251 238V239H252ZM264 238V237H263ZM36 239V238H35ZM39 239H41V238H39ZM47 239V238H46ZM48 239H53V238H49L48 237ZM48 239H47V241H48ZM59 239V238H58ZM62 238L60 237V240H61ZM68 239H70V238H68ZM78 239V238H77ZM76 239V240H77ZM117 239V238H116ZM229 239V238H228ZM227 239V240H228ZM232 239V238H231ZM256 239V238H255ZM1 240V239H0ZM12 240V239H11ZM64 240H65V238H64ZM107 240V239H106ZM139 240V239H138ZM150 240V239H149ZM237 240V239H236ZM250 240V239H249ZM254 240V239H253ZM13 241H15V240H13ZM12 241V242H13ZM40 241V240H39ZM66 241V240H65ZM80 241V240H79ZM108 242H109V240H107ZM224 241V240H223ZM233 241H234V238H233ZM246 241V240H245ZM251 241V240H250ZM258 241V240H257ZM260 241V240H259ZM264 241V240H263ZM18 242V241H17ZM41 242H42V240H41ZM45 242V241H44ZM67 242H69V241H67ZM235 242V241H234ZM254 242V241H253ZM61 243V242H60ZM105 243V242H104ZM118 243V242H117ZM228 243H230V242H228ZM237 243V242H236ZM33 244H34V242H33ZM43 244V243H42ZM56 244V243H55ZM67 244H69V243H67ZM71 244L73 245V246H75V242L74 241H71ZM114 244V243H113ZM227 244V243H226ZM247 244V243H246ZM11 245H12V243H11ZM36 245V244H35ZM57 245V244H56ZM112 245V244H111ZM176 246H177V244H175ZM229 245V244H228ZM232 245H233V243H232ZM248 245V244H247ZM1 246V245H0ZM17 246V245H16ZM37 246V245H36ZM85 246V245H84ZM234 246V245H233ZM258 246V245H257ZM28 247V246H27ZM27 247H25V248H27ZM65 247V246H64ZM67 247V246H66ZM71 247V246H70ZM88 247H86L85 246V248H87L88 249ZM106 247V246H105ZM230 247V246H229ZM236 248H237V246H235ZM261 247H263V246H261ZM12 248V247H11ZM17 248V247H16ZM51 248V247H50ZM77 248H79V247H77ZM82 248H84L83 246H82ZM84 248V249H85ZM92 248H93V246H92ZM97 248V247H96ZM107 248V247H106ZM247 248V247H246ZM28 250H29V248H27ZM44 249V248H43ZM72 249V248H71ZM87 249H86V251H87ZM101 250H104V249H102V248H100ZM108 249V248H107ZM233 249V248H232ZM239 250H240V248H238ZM256 249H257V247H256ZM46 250V249H45ZM49 250V249H48ZM78 250V249H77ZM92 250V249H91ZM249 250L251 251V249L249 248ZM13 251H15V250H13ZM22 251H24V250H22ZM67 251V250H66ZM70 251V250H69ZM90 251V250H89ZM95 251V250H94ZM110 251H112V250H110ZM114 251V250H113ZM234 250H232V252H233ZM261 251V250H260ZM1 252V251H0ZM3 252V251H2ZM31 252V251H30ZM79 252V251H78ZM105 252H106V250H105ZM240 253H241V251H239ZM238 252V253H239ZM243 252H245V251H243ZM255 252V251H254ZM4 253V252H3ZM6 253H7V250H6ZM43 253V252H42ZM46 253V252H45ZM67 254H68V251L66 252ZM86 253V252H85ZM84 253V254H85ZM87 253H88V251H87ZM116 253V252H115ZM154 253H156V252H154ZM235 253H236V250H235ZM249 252H247V254H248ZM19 254H21L20 252H19ZM40 254V253H39ZM49 254V253H48ZM57 254V253H56ZM56 254L54 255L55 256V258H56ZM83 254V255H84ZM94 254H95V252H94ZM237 254V253H236ZM256 254V253H255ZM6 255V254H5ZM16 255H18V254H16ZM28 255V254H27ZM30 256H31V254H29ZM79 255V254H78ZM92 255V254H91ZM243 255V254H242ZM1 256V255H0ZM29 256V257H30ZM48 256V255H47ZM96 256V255H95ZM229 256H231V255H229ZM232 256H233V254H232ZM231 256V257H232ZM250 256V255H249ZM248 256V257H249ZM17 257V256H16ZM53 257V256H52ZM59 257V256H58ZM75 257V256H74ZM92 257H94V255L92 256ZM237 257V256H236ZM238 257H240L239 255H238ZM246 258H247V256H245ZM10 258V257H9ZM22 258V257H21ZM76 258V257H75ZM80 258V257H79ZM78 258V259H79ZM243 258V257H242ZM254 258H256V257H254ZM260 258V257H259ZM263 258V257H262ZM1 259V258H0ZM15 259V258H14ZM17 259V258H16ZM63 259V258H62ZM196 259V258H195ZM233 259V258H232ZM239 259V258H238ZM248 259V258H247ZM48 260V259H47ZM57 260V259H56ZM59 260V259H58ZM64 260V259H63ZM85 260V259H84ZM93 260V259H92ZM95 260V259H94ZM180 260H181V258H180ZM234 260V259H233ZM242 260V259H241ZM250 260H253V259H250ZM258 260V259H257ZM260 260H261V258H260ZM260 260H259V262H260ZM27 261V260H26ZM54 261V260H53ZM78 261V260H77ZM91 261V260H90ZM97 261V260H96ZM190 261V260H189ZM195 262H196V260H194ZM243 261V260H242ZM249 261V260H248ZM0 262H2V261H0ZM88 262H89V260H88ZM193 262V261H192ZM245 262H247V261H245ZM253 262V261H252ZM255 262V261H254ZM47 263V262H46ZM50 263H52V262H50ZM49 263V264H50ZM56 264H57V262H55ZM54 263V264H55ZM59 263V262H58ZM69 263V262H68ZM95 263H97V262H95ZM191 263V262H190ZM194 263V262H193ZM197 263V262H196ZM195 263V264H196ZM199 263V262H198ZM262 263V262H261ZM6 264V263H5ZM70 264H72V263H70ZM77 264H79V262L77 263ZM90 264V263H89ZM179 264H182L181 262L179 263ZM244 264H247V263H244Z\"/></svg>", "mask_w": 264, "mask_h": 264}]
</instances>
